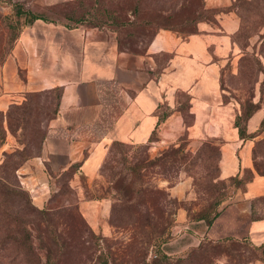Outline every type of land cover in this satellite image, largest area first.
<instances>
[{
  "label": "crops",
  "instance_id": "0c3cea01",
  "mask_svg": "<svg viewBox=\"0 0 264 264\" xmlns=\"http://www.w3.org/2000/svg\"><path fill=\"white\" fill-rule=\"evenodd\" d=\"M9 1L5 9L20 3L29 14L0 64V110L22 101L26 92L60 93L41 151L18 169L37 206L48 204L55 190L54 175L72 168L69 181L77 190L82 214L91 228L110 231L113 199L87 195L83 178L91 184L100 177L113 142L147 143L156 127L158 138L150 141L153 150L178 145L180 135L187 132L193 142L219 140L222 178L243 175L253 167L254 137L240 135L236 117L241 107L232 98L225 100L222 86L224 71L230 65L237 70L243 51L236 40L241 16L235 9L199 20L197 30L187 35L161 27L144 51H131L119 46L113 24L91 23L101 17L103 0ZM203 1L214 8L234 0ZM162 112L168 114L161 120ZM182 112L193 113L189 125ZM263 118L264 103L250 117L248 130H256ZM13 144L7 140L0 152ZM186 185L181 181L169 190L182 198ZM177 217L181 229L191 227L183 207ZM196 225L193 229L200 236L188 245L225 237L264 242V173L255 172L211 224Z\"/></svg>",
  "mask_w": 264,
  "mask_h": 264
},
{
  "label": "rangeland",
  "instance_id": "374dc122",
  "mask_svg": "<svg viewBox=\"0 0 264 264\" xmlns=\"http://www.w3.org/2000/svg\"><path fill=\"white\" fill-rule=\"evenodd\" d=\"M136 1L139 2L138 13L134 10ZM171 1L103 0L99 6L101 17L92 19L91 23L105 21L113 24L117 30L120 47L130 45L144 51L155 31L162 27L160 26L162 22H150V20L156 17L157 12L167 15L170 12ZM0 5L4 7L0 8V63H2L10 53L26 19L17 13L18 8L15 4L10 11L5 9L10 6L9 0H0ZM237 5L236 10L239 11L245 24V30L238 40L243 49L244 58L239 62L237 70L230 65L224 71V98H232L239 105L248 104V102H259L262 105L264 103V0H238ZM135 20L137 22L142 20L144 23L122 25L123 22L130 24ZM120 39L124 45L121 44ZM24 96L22 101L14 102L10 106L21 105L13 107L16 118L12 121V127L11 124L9 125L7 116L3 118V122L0 120L6 132L2 145L9 139H12L14 143L11 149L0 152V163L5 158V152H11L17 148H26L29 153L33 152V156L37 155L48 123L56 113V92L30 91ZM23 112H26L27 118L26 133L22 139L18 117ZM191 116L190 112H186L187 121L192 120ZM261 134L260 132L254 137L253 167L249 168L243 179L239 181L224 179L220 176L217 138H205L202 141L193 142L187 133L181 134L178 142L185 146L184 162L188 164L180 166L173 176L170 175L171 173L166 175L158 172V165H148L167 147L153 150L150 147L151 144L148 146L144 143L113 142L100 167V177L91 184L85 177L83 178L87 195H106L116 203L109 218L111 229L107 232L91 228L79 208L77 190L71 186L66 174L59 176L56 173L54 175L55 190L48 204L43 207L49 208L48 219L42 221L41 225L49 227L48 231L55 232L59 240H52L46 231L39 238L37 227L34 224L30 225L33 230L32 241L41 257L42 264H46L49 257L58 261V264H194L200 252H203V250L198 252L194 248L202 241L205 242V238L196 245H188V243L200 236L193 229L197 226L196 224H200L201 227L207 222L196 220L193 215L207 208L214 209V203L215 209H220L239 189H243L245 179L250 178L255 172L264 171V135ZM141 162L145 165L142 166ZM137 164L140 165L139 169L136 168ZM120 176L136 181V189L147 187L148 191L152 188L164 190L165 194L154 195L159 197V207L149 209L144 199L138 203L140 192L134 194L132 203L124 204L123 200H116V187L120 185L117 178ZM18 177L21 180L20 176ZM164 180L166 184L163 183ZM170 180L175 182L171 183ZM181 181H187L186 194L185 197L178 198L172 195L169 187ZM169 196L177 199L178 203L174 204L170 199L168 200ZM181 207L186 210L191 227L181 229L178 226L177 214ZM166 210L174 211L170 215L175 219L172 227H168V220L171 217H168ZM131 215L137 222L125 225ZM148 216H155L156 220L149 221ZM63 239L69 241V246L61 247ZM45 243L51 246L50 253ZM204 244L208 247L206 254L209 259L205 260V264H230L229 253L240 256L242 262L255 258L258 253L250 244L228 242L224 244V247L214 246L209 242ZM224 257L227 258L226 261H223ZM103 260L108 261L102 263Z\"/></svg>",
  "mask_w": 264,
  "mask_h": 264
},
{
  "label": "trees",
  "instance_id": "16d2710c",
  "mask_svg": "<svg viewBox=\"0 0 264 264\" xmlns=\"http://www.w3.org/2000/svg\"><path fill=\"white\" fill-rule=\"evenodd\" d=\"M171 7L170 12L166 15L162 12H157L156 17L152 18L151 21H157L162 22L160 26L171 28L173 30L178 31L181 34L187 35L197 30V22L204 18H214L215 14L218 11L221 10H231V9H237L238 8V0H234L231 5L228 6H222V7H214L209 8L205 7L203 0H172L171 1ZM135 13L139 12V5L138 1L135 2ZM17 6V13L25 17V21L23 22V25L27 23V16L29 14V10L25 8L23 4L17 3L15 4ZM197 7V8H195ZM237 11V10H236ZM239 12V11H238ZM241 16V15H240ZM140 19V18H139ZM147 20V19H146ZM145 20V21H146ZM133 21V20H132ZM105 22V21H104ZM137 23H144L142 20H139L137 22L136 20L130 24L127 22H123L122 25H135ZM22 25V26H23ZM158 30V29H157ZM156 30V31H157ZM243 30H245V24L243 21V18L241 17V26L239 31L236 34V40H239V36L242 34ZM155 31V33H156ZM153 34V36L155 35ZM19 35V34H18ZM152 36V38H153ZM18 37V36H17ZM151 38V39H152ZM121 44H123L122 40L120 39ZM239 43V41H238ZM124 45V44H123ZM124 48H127L131 51H140L135 49L133 46L130 45H124ZM122 48V47H121ZM142 51V50H141ZM244 58V55L240 57L239 62L242 61ZM1 64V63H0ZM222 86H223V76H222ZM56 92V110H57V103L59 98V91L58 89L51 90ZM50 91V92H51ZM227 100V99H225ZM242 105V107H241ZM241 112H238L236 117V125L239 127L240 135L244 138H251L255 137L258 133H262L264 130V118L262 119L259 127L254 131L248 130V121L250 117L255 113V111L260 107L259 102H248V104L241 103ZM20 107L21 105H14ZM8 108L6 111L0 110V120L3 122V118L7 116L9 125L11 124L12 127V121L16 118L15 113L13 112V107ZM56 112V111H55ZM185 118V122L187 125H189L193 121V113H191L192 120L187 121L186 119V112H182ZM168 112H162L161 113V120L164 119L167 116ZM55 115V114H54ZM53 115V116H54ZM52 116V117H53ZM20 119V127H21V137L23 139L26 130H25V124H26V112H23V114L18 117ZM187 133V132H185ZM5 129L3 128V124H0V146L5 140ZM46 133L44 134L43 141L45 138ZM158 138V128L156 127L151 134L150 141ZM144 143L146 145H150L151 142ZM115 143L119 144H125L126 142L122 141H115ZM43 143L39 147V150L37 151V154L41 151ZM185 150V146L183 144L175 145L171 144L167 148H165L162 152H160L159 155H157L153 160L148 163V165H158L160 173H165L166 175L170 174L173 176L180 168V166L184 164H188L187 162H184L185 154H183ZM33 156V152L29 153L26 148H17L11 152H5V158L0 163V264H42L41 257L39 253L37 252L33 241V230L30 227L31 224H34L35 227H37L39 231V238H41V234L43 232H48L50 235V238L52 240L58 241L59 236L55 234V232H49V227H43L41 225L42 221H45L48 219L49 214V208H40L37 206L32 199L30 191L21 184V180L19 179L18 175V168L30 157ZM219 157H220V147H219ZM142 166L144 162H141ZM219 163V158H218ZM140 165L137 164V169H139ZM249 169L245 170V173L243 175H240L239 173L235 176H232L229 178L230 180L239 181L242 180L244 175ZM219 172H220V165H219ZM259 173H264V171H260ZM62 174L67 175V179L69 181L70 176L72 175V168L70 170L64 171ZM255 173L250 178L245 179V185L243 188L246 187V184L248 181H250ZM117 181H119L120 185L117 186V196L115 197L116 200H123L124 204L126 202L132 203V199L134 198V194L136 192H140V196L137 199V202L140 203L142 200H145V203L148 204V208L152 209L157 208L160 205L159 197H155L156 193H164V190L152 188L148 191L146 189L147 187H140L136 189V181L127 180L125 176H120L117 178ZM70 182V181H69ZM170 182H175L174 180H170ZM168 200L174 204H177V199H175L172 196H169ZM115 200V201H116ZM167 200V199H166ZM222 201V200H221ZM221 201H218L221 203ZM116 203L113 201L112 204V210L114 208V205ZM214 209L207 208L203 212H200L198 214L193 215V218L199 221H206L207 225L211 224L214 219L219 214L220 209H215V203H214ZM111 210V213H112ZM214 210V212H213ZM168 217H171L170 215L174 212L167 211ZM155 215V212H154ZM111 217V215H110ZM109 217V218H110ZM149 221L156 220L155 216L153 217H147ZM129 219V220H128ZM125 222L126 224H133V222L136 221L134 216H130ZM175 219L171 217V219L168 220V227H172L174 224ZM137 222V221H136ZM170 224V225H169ZM52 225V224H50ZM55 225V224H53ZM52 225V226H53ZM57 229V228H56ZM51 229V230H56ZM48 242V240H46ZM205 242L212 243L211 245L214 246H222L224 247V244L228 242H238L243 244H250L253 249L258 251L257 255L253 259H249L246 261H241L242 258L238 256L237 254L229 253L228 262L230 264H247L249 262L255 261V260H262L264 261V242L261 244H255L252 243L250 240L247 239H237L234 237H225L219 240H214L210 238H205ZM204 241L200 243L199 246L194 248L198 250H203V252H200V256L195 259L193 262L194 264H205V260L208 259V254H206V249L208 247H205L206 245ZM69 241L64 240L61 242V247L69 246ZM48 252H51V246L48 243L44 244ZM168 258V257H167ZM209 260V259H208ZM108 260H103L102 263H107ZM60 262V261H59ZM46 264H58V261L54 259L48 258L46 261Z\"/></svg>",
  "mask_w": 264,
  "mask_h": 264
}]
</instances>
